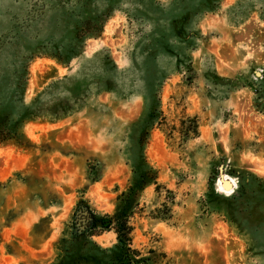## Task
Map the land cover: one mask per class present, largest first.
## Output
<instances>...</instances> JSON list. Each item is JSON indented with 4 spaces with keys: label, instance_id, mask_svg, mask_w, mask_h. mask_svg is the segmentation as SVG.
I'll list each match as a JSON object with an SVG mask.
<instances>
[{
    "label": "rangeland",
    "instance_id": "rangeland-1",
    "mask_svg": "<svg viewBox=\"0 0 264 264\" xmlns=\"http://www.w3.org/2000/svg\"><path fill=\"white\" fill-rule=\"evenodd\" d=\"M198 1L0 0V110L39 96L41 111L20 143L0 144V264L52 261L80 200L112 212L131 175V125L154 93L161 116L144 153L158 186L140 195L132 248L155 264H264V0H220L177 35L172 22ZM109 6L101 34L77 43L75 25ZM105 80L113 89L93 93ZM76 87L85 106L54 119ZM94 240L109 247L115 234Z\"/></svg>",
    "mask_w": 264,
    "mask_h": 264
},
{
    "label": "trees",
    "instance_id": "trees-1",
    "mask_svg": "<svg viewBox=\"0 0 264 264\" xmlns=\"http://www.w3.org/2000/svg\"><path fill=\"white\" fill-rule=\"evenodd\" d=\"M148 1L154 2L156 0ZM219 1H198L197 5L191 6L190 10L186 9L179 15L177 23L172 22L173 30L179 36L186 33L185 23L191 13L214 11ZM112 10L113 7L109 6L102 14L90 17L75 25L73 29L74 40L81 44L86 38H97L101 34L104 22ZM75 55H77L75 51L69 49L64 56H54V58L59 64L67 65ZM105 60L113 69L116 68L109 56ZM70 78L64 77L56 80L48 87L57 86ZM23 88L24 84L20 83L18 88L20 95ZM112 89L111 81L105 80L99 86H95L93 93L99 94ZM83 92L88 94V89L76 87L70 99L57 100L50 108V113L54 119H61L81 110L85 106L87 96ZM38 98L39 96L28 103H22L19 110L14 114L7 110H0V144L11 140L20 143L24 138L21 133L22 126L26 122L35 121L41 115L40 108L37 105ZM159 116H161V112L155 93L150 101H148V97L144 96V110L138 119L132 123L129 135L130 138H134L132 139L134 150L127 153V163L131 171L128 186L116 196L114 208L110 213H97L83 200L78 201L66 232L57 240L56 255L47 264H155L152 250L148 251L149 255H142L139 250L132 248L133 225L130 223V219L136 213L142 191L150 185L158 186V171L147 161L144 148L150 131L155 123H158ZM135 127L137 129L132 132ZM189 129H192L193 135L197 136L195 123ZM241 189V185H238L233 194L228 196L226 200L237 199ZM209 191V195L218 198L212 185H209ZM212 197L208 201L214 200ZM155 218H160V216H155ZM109 231L115 234L113 245L103 247L94 240V237Z\"/></svg>",
    "mask_w": 264,
    "mask_h": 264
},
{
    "label": "water",
    "instance_id": "water-1",
    "mask_svg": "<svg viewBox=\"0 0 264 264\" xmlns=\"http://www.w3.org/2000/svg\"><path fill=\"white\" fill-rule=\"evenodd\" d=\"M255 74L258 76L259 75V72H255ZM223 175V170L222 168L219 169V176H222ZM221 185L223 186V188H230L232 187V184L229 180H222L221 181ZM232 190V189H231Z\"/></svg>",
    "mask_w": 264,
    "mask_h": 264
},
{
    "label": "bare ground",
    "instance_id": "bare-ground-1",
    "mask_svg": "<svg viewBox=\"0 0 264 264\" xmlns=\"http://www.w3.org/2000/svg\"><path fill=\"white\" fill-rule=\"evenodd\" d=\"M225 179V178H224ZM225 180H227V179H225ZM231 182V181H230ZM223 187V186H222ZM231 188V187H230ZM230 188H223L224 190H227V191H229L230 192Z\"/></svg>",
    "mask_w": 264,
    "mask_h": 264
}]
</instances>
